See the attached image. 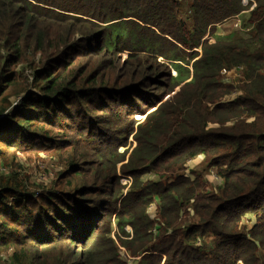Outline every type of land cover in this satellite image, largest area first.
Returning <instances> with one entry per match:
<instances>
[{
	"label": "trees",
	"instance_id": "obj_1",
	"mask_svg": "<svg viewBox=\"0 0 264 264\" xmlns=\"http://www.w3.org/2000/svg\"><path fill=\"white\" fill-rule=\"evenodd\" d=\"M243 12L246 38L204 40ZM41 153L64 166L53 190L18 171L19 155ZM198 157L219 187L188 167ZM8 252L9 264H264V0H0Z\"/></svg>",
	"mask_w": 264,
	"mask_h": 264
},
{
	"label": "rangeland",
	"instance_id": "obj_2",
	"mask_svg": "<svg viewBox=\"0 0 264 264\" xmlns=\"http://www.w3.org/2000/svg\"><path fill=\"white\" fill-rule=\"evenodd\" d=\"M248 16L244 12L239 14L238 17H234L230 19V21H226L222 23L219 26L215 27V30L211 34H207L204 37V40H207L209 42H216L218 40H236L240 38H246L248 35L251 33V27L249 24H247ZM200 52V51H199ZM223 72V71H222ZM236 75V74H235ZM223 82L224 83H231L233 82V77L230 76H222ZM240 93H234L230 95L228 98V101L235 100ZM168 97V96H167ZM144 116L140 115H135L134 119L135 120H144ZM249 122V121H248ZM129 143H132L133 146H135V142L132 140V138L129 139ZM120 151H123L121 148ZM27 155H19L16 162L17 164L21 167L18 171L21 174H25L28 176L29 180L35 183L36 185H44L47 184V189H52L51 183L53 182L56 173L62 171L64 169V166L60 164L55 158H48L45 154L41 153L38 155V158L36 160L30 161L27 158ZM33 158V157H32ZM198 161L199 165H196L195 162ZM201 159L196 158L189 162L188 167L192 170H195L196 172L199 173H204L209 175L210 171L205 167L200 164ZM214 173L215 171L212 170ZM54 176V177H53ZM53 177V178H52ZM147 178V176H144L143 179ZM150 178V177H149ZM156 178V177H155ZM207 183L211 187H219L222 184V179L215 176L211 175L210 180L206 177ZM127 179H123L122 183L125 182ZM43 187L39 188V191H42ZM155 204V202H154ZM151 208V207H150ZM151 216L153 217L154 215V210L151 208ZM253 217L252 221L253 222ZM129 230V228L127 229ZM115 230L113 229L111 236L115 235ZM12 255V252L8 253H3L0 255V264H9L8 257ZM122 260H124L127 256L125 254H121Z\"/></svg>",
	"mask_w": 264,
	"mask_h": 264
},
{
	"label": "built area",
	"instance_id": "obj_3",
	"mask_svg": "<svg viewBox=\"0 0 264 264\" xmlns=\"http://www.w3.org/2000/svg\"><path fill=\"white\" fill-rule=\"evenodd\" d=\"M222 73H225V72H222ZM213 173H210L209 175H206V177L210 180V177ZM214 175V174H213ZM124 184L127 183V180L125 182H123ZM152 208V206H151ZM150 208V209H151ZM125 261H127L128 263H131V258H129L128 256L124 259Z\"/></svg>",
	"mask_w": 264,
	"mask_h": 264
},
{
	"label": "crops",
	"instance_id": "obj_4",
	"mask_svg": "<svg viewBox=\"0 0 264 264\" xmlns=\"http://www.w3.org/2000/svg\"><path fill=\"white\" fill-rule=\"evenodd\" d=\"M198 158H200V159H201V157H198ZM195 164H196V165H199V162H198V161H196V162H195Z\"/></svg>",
	"mask_w": 264,
	"mask_h": 264
},
{
	"label": "water",
	"instance_id": "obj_5",
	"mask_svg": "<svg viewBox=\"0 0 264 264\" xmlns=\"http://www.w3.org/2000/svg\"><path fill=\"white\" fill-rule=\"evenodd\" d=\"M223 72H225V71H223Z\"/></svg>",
	"mask_w": 264,
	"mask_h": 264
}]
</instances>
